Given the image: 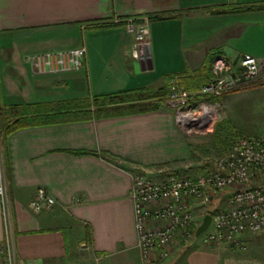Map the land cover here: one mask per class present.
Here are the masks:
<instances>
[{"label": "crops", "instance_id": "1", "mask_svg": "<svg viewBox=\"0 0 264 264\" xmlns=\"http://www.w3.org/2000/svg\"><path fill=\"white\" fill-rule=\"evenodd\" d=\"M138 15L151 17V35L137 54L126 25L114 20ZM83 46L80 70L39 73L29 60ZM245 54L264 59V0H0V107L78 105L158 90L171 76L194 84L217 55L235 63ZM158 100L144 113L103 117L92 107L11 133L7 195L21 264H147L137 246L133 174L158 177L193 157L174 107ZM42 187L55 204L36 210ZM5 234L0 201V241ZM202 249L188 244L159 264H231Z\"/></svg>", "mask_w": 264, "mask_h": 264}, {"label": "built area", "instance_id": "2", "mask_svg": "<svg viewBox=\"0 0 264 264\" xmlns=\"http://www.w3.org/2000/svg\"><path fill=\"white\" fill-rule=\"evenodd\" d=\"M124 23L133 36L134 49L145 46L151 35V17L138 15ZM86 48L79 47L51 51L29 57L39 73H63L84 67ZM257 83H264V59L250 54L237 62L217 55L212 75L198 91L180 86L177 79L170 82L167 104L174 107L180 127H209L217 120L224 96L242 91ZM201 97L217 101L208 102ZM183 129V128H182ZM131 195L134 200L137 246L147 264H159L171 259L175 252L191 244L196 238L200 246L222 247L230 250L246 249L249 235L264 232V134L258 137L239 136L230 148L215 159L213 169L197 174L176 170L151 177L145 170L133 174ZM219 198L213 211L195 214L197 203L207 204ZM6 158L0 132V201L6 234L0 241V264H20L9 221ZM55 198L46 188H39L32 207L50 208ZM212 216L209 227L196 235L204 217ZM88 248V244H83Z\"/></svg>", "mask_w": 264, "mask_h": 264}, {"label": "rangeland", "instance_id": "3", "mask_svg": "<svg viewBox=\"0 0 264 264\" xmlns=\"http://www.w3.org/2000/svg\"><path fill=\"white\" fill-rule=\"evenodd\" d=\"M168 96L166 97V102ZM201 100L212 101L211 97H201L196 101L192 100L191 105H196ZM153 102H156V100ZM217 117V120L209 127H206V129L201 127L193 128L192 126L181 127L193 142L192 151L194 156L192 155V159L187 164L179 166L181 168L178 170L180 173L195 175L202 168L204 161L209 159L215 160L221 157L228 147V145L225 146L223 143L226 136L230 135L232 137L233 134L235 138L239 137V135L258 137L264 134V83H257L242 91L224 96L221 101V110L219 109ZM220 123L228 130L226 129L223 133L216 132V127L219 129L222 127L219 125ZM229 130L231 133L228 132ZM234 134L238 136H234ZM216 137L222 142L214 145L215 141H217ZM219 200V198H216L212 203L211 201L207 204L197 203L194 207L195 214H201L208 209L210 210ZM192 243L199 244L200 246V239L196 238ZM201 247L205 248L202 250L209 249L219 258H223V261L229 260L231 264H264V232L249 235L246 238V249L242 250H230L228 248H216L212 246Z\"/></svg>", "mask_w": 264, "mask_h": 264}, {"label": "trees", "instance_id": "4", "mask_svg": "<svg viewBox=\"0 0 264 264\" xmlns=\"http://www.w3.org/2000/svg\"><path fill=\"white\" fill-rule=\"evenodd\" d=\"M250 8L258 9L261 7L251 6ZM212 67H213V61L211 65L207 64L205 67H203L198 72H196L193 78H191L192 80H195L194 84L193 82L188 83L187 80L185 82L179 81L180 86L189 91L199 90L202 84L203 83L205 84L206 81L211 77ZM172 78H173L172 76L167 78L168 84L170 83ZM168 84L167 86L160 88L158 90L152 88H144L136 91L115 93V94L107 95L102 98H94L93 100L82 101L81 103H78V105L71 103H60V105H53V106H49L48 108H39L34 106L0 107V127L2 133V140L4 144V150L6 151L8 137L15 130L21 127L33 125L35 122L39 123L41 121L54 120L56 119L55 116L59 117L62 114L64 115H71L78 113L85 114L88 112L87 110H90V108L92 107L95 108V111L98 116H103V117L109 116L111 114L131 115V114H138V113L148 112L151 110H156L160 106V102H161L158 99L167 97L170 94ZM154 100L157 101L153 102ZM211 100L217 101V99H211ZM219 125L222 126L223 124L220 123ZM218 129L219 128L216 127L217 130L216 132L223 133L224 131H226L227 128L222 126L219 129V131ZM230 130L228 131L229 133H231ZM234 136H238V135L234 134ZM234 138L235 137H233L232 134V137L229 135L226 136L225 140H223L224 145L225 146L228 145L226 151L230 148L229 146L231 145ZM215 142L216 143L214 145L222 141L217 139V141ZM192 155L194 156V153H192ZM214 164H215L214 159L213 160L209 159L207 161H204L203 166L200 170L209 171L213 169ZM212 208H210V212L213 211Z\"/></svg>", "mask_w": 264, "mask_h": 264}, {"label": "water", "instance_id": "5", "mask_svg": "<svg viewBox=\"0 0 264 264\" xmlns=\"http://www.w3.org/2000/svg\"><path fill=\"white\" fill-rule=\"evenodd\" d=\"M212 216L210 214H207L204 219L202 224L198 227L196 231V235L199 236L201 233H203L210 225L211 223Z\"/></svg>", "mask_w": 264, "mask_h": 264}]
</instances>
